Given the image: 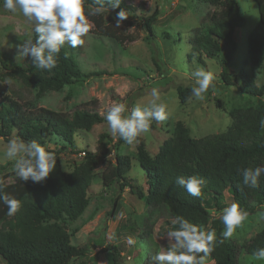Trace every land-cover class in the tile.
Masks as SVG:
<instances>
[{
  "label": "trees",
  "instance_id": "obj_1",
  "mask_svg": "<svg viewBox=\"0 0 264 264\" xmlns=\"http://www.w3.org/2000/svg\"><path fill=\"white\" fill-rule=\"evenodd\" d=\"M3 0H0V5ZM259 13V24L247 37L248 56L237 74H229L228 66L237 52L235 33L245 26V19L234 0H199L202 5L216 9L209 23L196 31L187 41L190 48L187 60L192 59L203 66L202 59L215 61L220 68V80L225 87H235L240 95L260 100L255 107L236 108L228 113L231 121L225 132L202 139L190 137L181 123H176L172 137L167 138L150 156L142 144L136 147V161L145 178V189L127 178L131 160L126 156L114 155V165L109 161L101 175L105 188L118 186L123 192L142 202L148 208L163 207L171 219L179 215L190 223L217 231V244L209 260L215 264H238L242 250L252 257L264 247V230L250 241L238 246L223 238V224L219 215L225 208L224 195L237 202L241 208L253 215L264 207V174L258 180V187H247L243 183L242 170L248 167L264 166V87L254 86L247 65L259 69L264 63V0H253ZM92 0H86L85 11ZM130 13L135 8L128 0H121L115 10ZM136 9L141 13L144 4L139 2ZM158 13L141 15L143 28L149 37L154 36L152 26ZM90 20L100 36L122 43L129 37H119L113 26L107 25L101 15ZM33 36V40L35 39ZM1 50V49H0ZM75 48L67 44L61 48L57 66L51 71L35 68L32 61L25 67H16L11 72L28 87L39 93L59 92L64 87L85 82V75L78 67ZM0 51V63L3 64ZM4 65V64H3ZM177 98L185 105L191 96V87H177ZM218 108L222 107L220 102ZM104 122L95 111L77 110L70 117L45 108H34L9 97L0 99V137L5 142L14 135L25 141L35 140L42 145L53 143L57 146L56 168L43 182L21 181L5 184L11 174L0 169L3 191L20 200L22 206L14 216L7 215L6 206L0 202V259L4 264H91L87 249L73 246L66 226L79 220L88 205V190L95 176V169L106 158L110 150L102 143L101 136L95 153L83 152V161L69 173L61 167L59 156L76 154L75 136L79 132L89 133L93 126ZM118 145L114 148L117 151ZM178 176H198L206 181L200 197L190 196L175 181ZM212 212H215L212 215ZM178 227L169 225V229ZM222 241V242H221ZM117 247L114 249L116 250ZM75 258V259H73ZM116 254L110 255L109 264H117Z\"/></svg>",
  "mask_w": 264,
  "mask_h": 264
},
{
  "label": "rangeland",
  "instance_id": "obj_2",
  "mask_svg": "<svg viewBox=\"0 0 264 264\" xmlns=\"http://www.w3.org/2000/svg\"><path fill=\"white\" fill-rule=\"evenodd\" d=\"M135 8L119 29L114 27V13L100 14L105 26H113L119 37H129L128 42L118 43L100 36L93 28L85 43L75 48L74 54L79 69L89 75L84 83L64 87L59 92L39 93L35 88L23 84L20 78L12 74L16 67H25L30 57L17 58V45L34 36V25L29 24L20 14H12L0 5V51L3 52V64L0 63V99L9 97L22 104L57 111L70 117L81 109L97 112L104 122L92 127L89 133L79 132L75 136L76 154H61L60 164L65 173L83 161V152L95 153L99 138L110 150L109 155L95 169V176L88 190V205L83 215L66 226L71 244L86 248L91 264H109L110 255L116 254L117 264H151L150 257L160 250V246H170L167 231L171 217L163 207L148 208L142 202L129 195L128 189L121 192L118 186L105 188L101 175L108 165H114V155L126 156L131 160V169L126 175L133 183L145 189V178L136 161V147L142 144L150 156H155L160 145L172 137L176 123L188 129L190 137L198 140L225 132L230 126L228 113L236 108L255 107L260 100L237 93L235 87H225L220 80V68L213 60L202 59L199 66L194 59L187 60L190 48L187 41L200 27L209 23L216 9L200 4L199 0H128ZM143 2L145 13L136 9ZM245 19V26L235 33L237 52L228 66L229 74H237L248 56L247 37L259 24L258 9L253 0H234ZM158 13L152 26L154 36L149 37L141 22V15ZM108 15V16H107ZM203 67L215 76L203 100L190 96L185 105L177 98V87H191L195 83L192 73ZM247 73L252 76L254 86L264 87V63L259 69L247 65ZM157 88L161 100L168 105L169 118L164 122H152L150 131L141 134L133 145L113 136L105 121L108 107L114 101L128 105L129 111L136 104H147L151 99L148 93ZM222 104L218 108L217 103ZM7 142L0 140V169L12 176L4 181L14 183L15 170L13 160L3 157ZM48 150L55 151L53 143ZM118 145L117 151L114 148ZM225 207L232 201L224 195ZM263 208L238 227L227 240L238 246L250 241L264 230V219L259 215ZM215 212H212L214 215ZM128 238L135 243L128 244ZM117 247L116 250H114ZM0 264H4L0 259ZM208 264H215L209 260ZM238 264H264L246 255L242 250L238 255Z\"/></svg>",
  "mask_w": 264,
  "mask_h": 264
},
{
  "label": "clouds",
  "instance_id": "obj_3",
  "mask_svg": "<svg viewBox=\"0 0 264 264\" xmlns=\"http://www.w3.org/2000/svg\"><path fill=\"white\" fill-rule=\"evenodd\" d=\"M121 0H92L85 11L86 0H3V9L20 14L34 25L35 39L31 37L23 45H17V58L30 57L35 68L51 71L57 66L61 48L66 44L71 48L82 46L94 28L90 17L115 10ZM107 15V16H108ZM128 12L121 9L113 17L114 27L119 29ZM192 75L195 83L191 88V96L203 100L211 87L215 91V76L203 67ZM151 99L147 104L134 105L129 111L128 105L122 101H114L107 108L105 121L111 134L128 145L138 143L137 138L150 131L152 122H164L169 118L168 105L161 100L160 91L152 88L148 93ZM264 128V119L260 120ZM0 140H3L0 137ZM52 145H42L35 140L25 141L19 136L7 140L3 157L13 160L16 176L21 181L31 180L43 182L56 168V154L50 151ZM264 174V166L248 167L242 170L243 183L247 187H258V180ZM175 183L184 188L192 197H200L206 181L198 176H178ZM0 202L7 208V215L14 216L22 203L3 191L0 182ZM264 219V210L259 212ZM249 213L237 202L231 203L222 210L219 219L223 224L221 235L227 239L233 236L236 229L248 219ZM173 227L167 231L170 246H160V250L150 257L151 264H208L210 254L217 244L215 228L198 226L190 223L182 216H175L171 221ZM222 242V241H221ZM135 241L128 238V244ZM75 259V258H73ZM252 259L264 261V247L257 249Z\"/></svg>",
  "mask_w": 264,
  "mask_h": 264
}]
</instances>
